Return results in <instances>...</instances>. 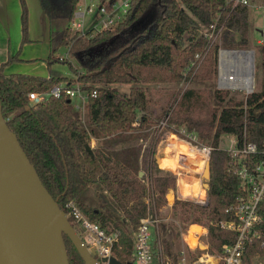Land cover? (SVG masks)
I'll use <instances>...</instances> for the list:
<instances>
[{"label": "trees", "instance_id": "obj_1", "mask_svg": "<svg viewBox=\"0 0 264 264\" xmlns=\"http://www.w3.org/2000/svg\"><path fill=\"white\" fill-rule=\"evenodd\" d=\"M19 2L22 43L26 41L27 12L24 0ZM77 2L38 0L47 19L66 22L63 28L48 34L45 65L67 63L82 89L96 90L95 97L87 98L83 118L62 95L38 103L28 99L29 92L44 91L73 79L4 75L3 66L13 58L8 57L0 63L3 122L15 134L59 209L65 211L64 204L73 200L89 219L103 227L119 229L120 243L127 253L131 230L147 211L153 213L160 204L158 197L173 187L167 171L155 166L161 136L166 132L178 135V129L183 128L200 141H207L211 147L207 159L208 202L200 205L181 201L180 211L187 215L180 220L186 222L190 213L201 215L209 222L205 234L208 251H219L223 244L233 242L235 234L218 227L216 222L227 218L223 209L240 193L238 178L227 171L229 157L218 148L219 137L232 135L237 145L245 141L254 143L258 149L264 148V42L257 47L261 81L256 91L236 97L213 87L179 89L155 114L151 109L155 104L152 89L181 80L200 83L214 79L216 44L187 70L195 54H201L206 45L201 27L223 23L220 47L246 49L247 6L231 7L228 0H129V8L120 22L89 36L70 27ZM61 47L75 57L81 72L71 65L68 57L57 55ZM113 84H127L128 89L119 91ZM138 171L142 172L139 177ZM144 184L151 194L152 205L143 200ZM90 186L100 192L97 207L81 201ZM258 212L260 222L256 228L264 239V201ZM156 230L163 253L175 262L172 247L177 233L164 223H159ZM62 240L68 264H83L66 236L62 235ZM193 252L191 257L200 250ZM255 253L264 256V246L258 241L244 244L242 261L250 264Z\"/></svg>", "mask_w": 264, "mask_h": 264}, {"label": "built area", "instance_id": "obj_2", "mask_svg": "<svg viewBox=\"0 0 264 264\" xmlns=\"http://www.w3.org/2000/svg\"><path fill=\"white\" fill-rule=\"evenodd\" d=\"M231 7L237 5H248L249 0H228ZM96 8L97 13L102 17L97 25L89 29H82L81 22H76L84 18L85 14H90ZM129 8V0H104L99 3H90L82 9H75L73 21L70 27L81 34L89 33V36L98 33L104 29L115 26L120 22ZM208 32L203 34L206 45L201 54H195L194 60L190 63L187 70L194 65L195 61H200L209 47L218 40L223 30V23L209 25ZM80 30V31H79ZM84 31V32H83ZM92 33V34H91ZM94 33V34H95ZM232 50L218 47L216 50V82L221 88H240V86L228 87L223 85L227 81L242 82L240 73L235 76L231 65ZM238 52V51H237ZM225 54V55H224ZM251 65V61H250ZM249 65V73L252 77V69ZM186 70V71H187ZM252 81V79H251ZM253 89V82L250 90ZM245 90V93H250ZM66 97L72 108L77 111L81 118L84 115V106L89 96L95 97L96 90L90 91L81 88V84L75 82H58L44 91H32L28 93V99L31 103L43 102L48 97ZM163 124V122H162ZM178 135L171 134L175 139L184 141L199 154L202 160H207L211 147L209 145H197L196 136L193 133L186 132L179 128ZM229 146L224 149L229 157L227 171L233 173L239 180L240 193L234 201L229 203L224 209L227 218L219 220L216 225L222 229L234 232V240L230 244H223L219 251H208L206 243L194 242L192 248L186 245L176 252L175 262H172L162 250L158 241L156 226L159 218L155 214L141 217L136 226L129 234L130 251L122 249L120 243L119 229L108 226L103 227L97 221L89 219L79 208L78 204L69 200L64 204V215L70 223L74 233L77 235L80 243L90 253L94 264H112L109 259L113 257L121 264H245L242 261V252L244 244L258 241L260 246H264V239L260 231L256 228L260 222L258 206L264 201V148L258 149L254 143L242 141L240 145L236 144V139L229 135ZM180 137H184L181 140ZM94 144L90 139V146ZM258 156L257 159L254 157ZM199 203H205L199 200ZM167 203V205H169ZM152 229L155 235V254L150 250L149 230ZM199 249L200 252L194 257L190 252ZM255 264H260L256 261Z\"/></svg>", "mask_w": 264, "mask_h": 264}, {"label": "water", "instance_id": "obj_3", "mask_svg": "<svg viewBox=\"0 0 264 264\" xmlns=\"http://www.w3.org/2000/svg\"><path fill=\"white\" fill-rule=\"evenodd\" d=\"M229 50L252 54L250 49ZM141 173L138 171V177ZM202 175L208 178L207 161ZM203 186L207 189L206 182ZM62 235L83 264H94L56 199L42 185L15 134L3 122L0 106V264H68ZM109 262L121 264L113 257Z\"/></svg>", "mask_w": 264, "mask_h": 264}, {"label": "rangeland", "instance_id": "obj_4", "mask_svg": "<svg viewBox=\"0 0 264 264\" xmlns=\"http://www.w3.org/2000/svg\"><path fill=\"white\" fill-rule=\"evenodd\" d=\"M101 1H104V0H101ZM99 2H100V0H79L77 7L79 9H82L86 5H89L90 3H93V4L96 3L97 4ZM254 2L255 3L252 4L254 6L253 7L254 9H251L253 16L249 20L247 18V20H248V29H247L248 44H247V48H246V49L252 50V53H253V62L254 63H253V69H252V82H253L252 91H256L259 89L260 81H261V68H260V63H259V55L257 52V47H258L259 43H256V40L261 39L264 42V0H254ZM101 17L102 16L97 13V10L95 8L90 14H85L84 18H82L80 21H79V19H76V22H81V25H82L81 27L84 30V29H89L90 27H94L95 25H97ZM63 26H65V25H62V27ZM255 27L257 28V30L262 31V33L255 31V29H254ZM207 30H208L207 27H203V28L201 27L202 35L206 34L208 32ZM90 32L91 31H88L87 33L89 34ZM94 33L95 32L93 31V34ZM213 44H216V45H218V47H220V45H219L220 43L218 40H216ZM66 51H67L66 47H61L58 49L57 55L63 59L68 57V60L70 61L71 65L73 67L77 68L78 72H81L82 68L78 65L75 57L73 55L67 54ZM44 63H45V61H44ZM46 69H47V71H49V70L52 71V74L55 76L67 77V78L72 76L71 79H73V80L71 82H75V80H74L75 75L72 73V70L67 63H53L49 67L46 66ZM33 70H36V69H33ZM112 86L116 87L119 91H127V89H128L127 84H113ZM188 87H199V88L213 87L216 89L220 88L217 86L216 76L214 79H212L211 81H207V82L192 83L191 81L189 82L187 80H181L176 84L155 85L152 89V97H153V100L155 101V104L151 105L152 112L155 114H158L160 106H162L166 102H168L170 100V98L172 97V95L176 92V90H179V89L182 90V89L188 88ZM221 90H227L230 95H233L236 97H240L241 95L245 94V90L240 89V88H221ZM159 125L161 126L162 122ZM171 134H175V133L166 132L161 136V138H160L161 141H160V143H158V145L156 147V149H158V152L161 151V147H163V145L165 146V149H164L165 152H168V148H169L170 143H165L164 139L166 140L170 137L173 140H177ZM229 138H230V136L227 134L220 135L219 142H218V148L222 149V150L227 148L229 146ZM180 139L184 140V137H180ZM196 140H197V143H195V144H197V145H206V146L209 145L207 141H200L197 137H196ZM177 145H179V144H177ZM181 145L186 147V149L183 148V149H185L184 150L185 152L182 154H184V156H186V155L189 156L187 159L188 160L187 161V168L185 169L188 173L187 172L186 173L192 174L191 176L194 177L195 183L191 185V184H188L185 182L186 184L184 185L185 186L184 191H183L184 193L181 194L177 189L178 187L177 188L175 187V175L173 173H171L170 171L166 170L167 173L169 174V176L172 177V182H173L172 184L175 187V189L173 190V187H172V189H169L167 191V193L165 191L164 194L162 196H160V199L158 197L157 201H159L160 204L156 205V208L154 209L153 213H148V211H147V213L145 215V216H149L151 214H155L159 218V223H164L166 226H172L173 227L174 232L177 233V235L174 236V240H173L175 244L172 247V251H174V252H177L180 249H182L183 247H186L185 241L183 239V234L185 233V231H186L187 227H189V225H191L193 223H197V224H206V226L208 227V224H209V222L206 219H204L201 215H199L198 213L191 214L189 212L190 213L189 219L186 222H182L180 220V218L183 217V215L184 216H185V214L187 215V213H183L182 211H180V204L179 203L181 201L197 203L200 205H205L208 202L207 190L203 186V183L207 182V179H205L202 175L203 167H204L205 161H207V160H204V163L200 166V168H198L197 173L194 175L191 172L193 170L190 169V165L193 163L192 158L199 159V156H198L199 154L196 151H194V149L192 147H190L189 145L184 144V143H181ZM177 152L180 153V151H177ZM177 152L174 151V154H177ZM179 157L180 156L175 155V160L177 162L175 160H173L172 163L170 162L171 160L164 157L160 160V165L161 166H169L170 168L175 169L174 166L178 164V161L180 159ZM183 168H184V166H183ZM159 169H162V168H159ZM169 185L171 186V184H169ZM172 190L174 191L173 193H172ZM99 193L100 192H98V189L95 186H90L82 194L83 196H81V201L86 202L90 206H94V207L96 206L97 207L98 201H100L99 200ZM171 193L173 194V197L171 196ZM201 199L205 203H203V204L199 203L198 201ZM143 200L147 203V205H152V197H151V194L149 193V190L146 189V185H145V191L143 194ZM169 202H170V204L167 205V203H169ZM174 202L176 204H174ZM194 217H197V220H195ZM194 228L197 231H200L203 227L191 226L189 228V231L186 235V239L191 246H193V244H194L193 239L191 238V232L194 230ZM206 231H207V229H206ZM149 232H150V234H149L150 235L149 236L150 250H151V253L154 255L155 254V251H154L155 235H154L152 229H150ZM200 239L203 243H206L205 236L200 237ZM197 250H199V249H197ZM193 253H195V252H193ZM254 257H256L255 259H257V257L261 258L260 255H258L256 253L253 254L250 257V264H253L254 261H252V258H254Z\"/></svg>", "mask_w": 264, "mask_h": 264}, {"label": "crops", "instance_id": "obj_5", "mask_svg": "<svg viewBox=\"0 0 264 264\" xmlns=\"http://www.w3.org/2000/svg\"><path fill=\"white\" fill-rule=\"evenodd\" d=\"M24 2L27 12L26 41L21 43L20 2L19 0H0V63L4 62L8 57H13L10 62L3 66L2 73L4 75L27 74L44 78L50 75L55 76L52 74V71H47L44 63L49 50L48 34L50 31L63 28L64 26L62 27V25H66V22L62 19H47L40 11L38 0H24ZM254 3V0H249V3L247 5L248 20L253 16L251 9H254V6L252 5ZM77 5L76 9H79ZM254 29L257 32L262 33V31L257 30L256 27ZM261 42H263V40H256V43ZM68 78L71 79L72 76ZM172 140L173 139L169 137L166 140L164 139V142L170 143ZM164 149V145L163 147H161L160 152H158V149H156L155 166L157 168H162L161 170L164 169L165 171H170L175 175V187H178V191L182 194L184 193V185L186 183L191 185L195 183L194 177L191 176L192 174H187L188 172L185 170L187 168V159L189 156H184V154L178 152L177 154H174L170 151L165 152ZM175 155L180 156L178 164L174 166L175 169H172L169 166L160 165V160L164 157L171 160L170 162L172 163V161L175 160ZM192 159L193 163L190 165V169L193 170L191 172L195 175L198 168H200L204 161H200V159L196 158ZM175 187L173 186V190L175 189ZM173 190L172 193L174 192ZM172 193L171 196L173 197ZM194 219L197 220V217H194ZM191 226L203 227L200 231L194 229L191 232L193 243L195 241L200 244L203 243L200 237L205 236L207 229L206 224L197 223H193L189 225V227H187L185 233L183 234V239L185 241V244L190 248H192L193 246L188 243L186 235ZM255 258L256 257L252 258V261H254L253 264H255L256 261L260 262V264H264V256H261V258L257 257V259Z\"/></svg>", "mask_w": 264, "mask_h": 264}, {"label": "bare ground", "instance_id": "obj_6", "mask_svg": "<svg viewBox=\"0 0 264 264\" xmlns=\"http://www.w3.org/2000/svg\"><path fill=\"white\" fill-rule=\"evenodd\" d=\"M233 56H232V61L231 65L233 67V70H235L234 74L235 76H238V74L240 73V76L242 77L241 80L242 82H237V81H227L225 83H223V85L228 86V87H233V86H240L242 89L244 90H250L251 88V74L249 73V65H250V60L252 59L253 62V53H248V52H233ZM225 55V54H224ZM254 63V62H253ZM181 143L186 144L185 142L179 141V140H173L172 142H170L169 144V148L168 151H171L174 153V151H180V153H184L186 147L181 145ZM179 144V145H177ZM185 148V149H183ZM180 149V150H179ZM200 161H203L201 157H199ZM197 188V187H196ZM194 194V193H193ZM36 218L34 219V222L36 223ZM44 258V256L42 255V259Z\"/></svg>", "mask_w": 264, "mask_h": 264}]
</instances>
